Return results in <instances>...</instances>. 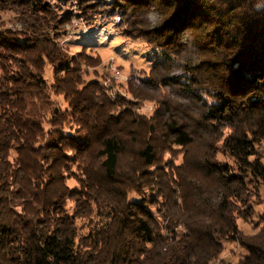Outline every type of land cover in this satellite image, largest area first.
I'll return each instance as SVG.
<instances>
[{"label": "trees", "instance_id": "16d2710c", "mask_svg": "<svg viewBox=\"0 0 264 264\" xmlns=\"http://www.w3.org/2000/svg\"><path fill=\"white\" fill-rule=\"evenodd\" d=\"M77 3L162 60L111 98L71 11L0 0V264H264V0Z\"/></svg>", "mask_w": 264, "mask_h": 264}, {"label": "rangeland", "instance_id": "374dc122", "mask_svg": "<svg viewBox=\"0 0 264 264\" xmlns=\"http://www.w3.org/2000/svg\"><path fill=\"white\" fill-rule=\"evenodd\" d=\"M51 2L61 12L69 10L73 13V23L68 26V33L61 38L60 44L63 45L69 54H74L80 52L83 48H87L89 52L100 57L101 62L97 66L84 67L82 75L86 80L97 79L103 87H108V90L105 88V92L111 98L121 94L128 96L126 90L127 82L133 70L139 73L144 71V76L156 62L162 60L159 49L148 46L142 40L128 38L119 29L117 23H115L116 18L114 20L113 15H110L111 7L109 5L98 7L91 17L88 15V18L84 19L77 11L78 0H51ZM12 16L11 12L2 14L4 23L8 24L9 27H11ZM52 71V65L47 63L44 68V78L48 83L52 82ZM112 92L115 97L111 96ZM53 99L59 103L62 102L60 97L53 96ZM153 107V103L144 102L139 111L142 114L149 115ZM259 152L264 161V147H260ZM219 157L225 159L222 155H219ZM69 183L72 185L75 182L69 181ZM258 190L263 200L258 205H255L257 214L264 211V188L258 186ZM239 227L247 234H253L257 231L250 223L243 221H239ZM225 245L226 251L219 259L236 263L246 253L235 242L227 241Z\"/></svg>", "mask_w": 264, "mask_h": 264}, {"label": "built area", "instance_id": "2783aa9c", "mask_svg": "<svg viewBox=\"0 0 264 264\" xmlns=\"http://www.w3.org/2000/svg\"><path fill=\"white\" fill-rule=\"evenodd\" d=\"M115 18H116V20H115ZM114 20H115V23H117V25H118L119 20H120V17H119V16H115V17H114Z\"/></svg>", "mask_w": 264, "mask_h": 264}, {"label": "bare ground", "instance_id": "6f19581e", "mask_svg": "<svg viewBox=\"0 0 264 264\" xmlns=\"http://www.w3.org/2000/svg\"><path fill=\"white\" fill-rule=\"evenodd\" d=\"M117 73H118V71H117ZM104 85L107 86V84H105V83H104ZM104 88H107V90L109 89L108 87H104ZM111 96L112 97H115L114 94H113V92L111 93ZM213 264H217V263H213Z\"/></svg>", "mask_w": 264, "mask_h": 264}]
</instances>
